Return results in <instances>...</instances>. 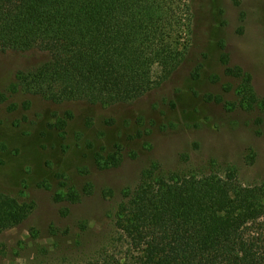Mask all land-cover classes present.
Wrapping results in <instances>:
<instances>
[{
  "label": "rangeland",
  "instance_id": "1",
  "mask_svg": "<svg viewBox=\"0 0 264 264\" xmlns=\"http://www.w3.org/2000/svg\"><path fill=\"white\" fill-rule=\"evenodd\" d=\"M182 1L190 10L183 60L131 102H53L13 91L17 71L47 54L0 52V190L32 202L23 222L0 231V264H91L104 252L117 255L114 212L146 169L187 174L214 162L243 184L264 180V114L240 105L239 79L225 74L221 58L251 74L264 99V0ZM110 155L118 165H104ZM68 189L79 201L54 199Z\"/></svg>",
  "mask_w": 264,
  "mask_h": 264
},
{
  "label": "trees",
  "instance_id": "2",
  "mask_svg": "<svg viewBox=\"0 0 264 264\" xmlns=\"http://www.w3.org/2000/svg\"><path fill=\"white\" fill-rule=\"evenodd\" d=\"M189 13L182 0H0V52L47 54L17 71L11 90L53 102H131L183 60ZM221 58L225 74L239 79L240 105L264 114L251 74ZM70 116L57 120L60 130ZM119 162L110 155L104 165ZM203 166L187 174L143 170L114 212L121 252L91 264H264V180L243 184L234 169ZM54 199L74 203L80 193ZM31 209V201L0 190V231Z\"/></svg>",
  "mask_w": 264,
  "mask_h": 264
}]
</instances>
